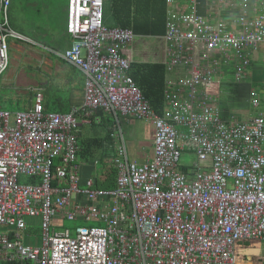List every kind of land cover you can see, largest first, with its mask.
<instances>
[{
	"label": "built area",
	"instance_id": "built-area-1",
	"mask_svg": "<svg viewBox=\"0 0 264 264\" xmlns=\"http://www.w3.org/2000/svg\"><path fill=\"white\" fill-rule=\"evenodd\" d=\"M251 1L229 4L245 10ZM166 2L167 69L184 73L167 81L165 113L130 74L124 48L136 35L106 24L105 0L68 2L73 43L62 57L86 75L82 113L46 112L41 92L31 111L0 108V264H245L237 243L264 240V112L227 120L209 90L223 63L239 61L240 80L251 52L264 48V11L235 20L236 28L209 21L198 0ZM10 3L0 0V80L10 66L9 38L24 39L8 25ZM99 109L154 129L146 161L119 147L112 189L93 179L82 184L75 164L76 130ZM183 152L197 160L180 164ZM35 215L43 221L41 246L25 242V217ZM66 218L85 224L60 229ZM94 222L101 224L87 225Z\"/></svg>",
	"mask_w": 264,
	"mask_h": 264
},
{
	"label": "crops",
	"instance_id": "crops-1",
	"mask_svg": "<svg viewBox=\"0 0 264 264\" xmlns=\"http://www.w3.org/2000/svg\"><path fill=\"white\" fill-rule=\"evenodd\" d=\"M107 1H109V5L111 4V0H105V20L108 18L109 13ZM260 1L261 0H252L244 10L239 3H236L235 5L229 4V0H198V10L201 15L205 16L214 24L219 22H222L223 24L232 22L234 24L235 20L240 18H248L250 20L253 19L257 15V7L258 11L261 10L263 12L264 4L261 5ZM68 2L69 0H26V17L38 20L43 18L46 20L45 25L41 27V30L36 32L40 35L39 39H37L38 37H33L34 34L32 33H26L24 31L14 29L10 23L8 10V25L18 34L23 36L24 40L29 41V43L43 45L54 55V59H49L47 58V55L44 54L46 57V65L41 62L40 66H45V70L37 74L38 78L39 75L42 74L44 81L40 79L39 81H36L34 78L37 77V75H32L31 82L29 81L25 85L22 79H18L17 75L18 95H24V102L27 101V97L29 99V101H27V106L24 105L27 107L26 109H8L1 106L0 108L4 110H10L12 112L31 111L35 107L37 93L41 92L43 94V104L46 112L69 113L71 110L77 107L79 108L80 113H82L81 110H83L82 107L85 98L86 75L80 68L74 66L62 57V54L66 50L70 49L73 43V38L67 33ZM11 5L12 0L10 7ZM167 8L164 22V32H134L135 35H156L160 40H162V47L158 53H136L134 51L133 42L124 48V53L131 59L132 64L160 63L164 66L165 87L162 113H165L167 110L165 100L167 81L169 79L175 80L184 73V71L182 72L181 70L178 72L175 70L169 71L167 69V47L164 40L168 20ZM0 19H4L3 14L1 13ZM114 25H117L115 19ZM234 25L236 28H239V24ZM35 27L39 28V26ZM24 29L25 28L22 26V30ZM13 46L19 49L21 48V46L16 45L15 43H13ZM251 58L252 61L250 66L241 74L242 77L240 80L236 79L235 74L237 73L235 68L239 64V61L231 59L228 64L223 63L218 75H216V80L213 86L209 88L212 98H214L215 104L217 106L218 100H221L222 105L218 107L220 108L221 115L227 120H248L259 113L264 112V48L260 47L258 50L251 52ZM28 78L30 77L28 76ZM233 83L236 85V88L233 86ZM253 86L255 87L253 88ZM256 90L261 93V98H259L260 96ZM252 92L256 93V98L259 102L258 106H254L252 104ZM239 102L249 103V105L251 103L252 105L248 110H237V103ZM17 104H20L19 99H17ZM223 105L228 106L226 110H222ZM99 110L102 112L97 114ZM99 110L92 115L91 123H83L76 130L80 149L75 164L77 165V170L81 177L80 180L82 181V184H85L87 179H93L97 186L105 189H112L116 187L118 177L115 159L118 157H123L119 155V147L125 144L127 150L126 154L130 160L138 162L146 161L147 159L151 158L154 153V129L153 126L148 122L137 121L136 119L124 116L121 113L114 114L106 112L103 109ZM93 116H95V118H93ZM85 125H89L90 128H88L86 131L88 136L83 138L82 132H84L83 127ZM98 130H101L99 135L97 134ZM95 139H99L101 141V144L97 150L94 153L90 152L89 150L85 151L84 147L87 144H93ZM101 150L103 151V154L100 157V160L96 157L100 154ZM111 153H113L112 157L110 156ZM100 161L105 164H112L107 165V168H112V170L109 171L101 169V171H97V164H99ZM181 170L187 172V167L183 166ZM96 223L98 225L101 224L98 222ZM70 229L74 230V228ZM25 242L27 243L26 235ZM248 243V241H240L236 246V249H245L244 255H239L242 263L264 264V254H261L257 248L250 246Z\"/></svg>",
	"mask_w": 264,
	"mask_h": 264
},
{
	"label": "rangeland",
	"instance_id": "rangeland-1",
	"mask_svg": "<svg viewBox=\"0 0 264 264\" xmlns=\"http://www.w3.org/2000/svg\"><path fill=\"white\" fill-rule=\"evenodd\" d=\"M108 2V18L105 20L106 24L108 25H114V16L111 12V4L109 5ZM26 0H12L11 7L9 6V19L12 27L14 29L29 32L34 34L33 37L39 39L40 35L37 34V31L41 30V27L45 25V19H30L26 17L27 15V9H26ZM31 14V11H30ZM39 15V14H38ZM43 21V22H41ZM22 26L25 28L22 30ZM35 26H39V28H36ZM162 40H160L156 35L152 34H136L135 39L133 41L134 51L136 53H144L147 52L149 54L151 53H158L162 47ZM13 43L16 45L21 46V48H17L13 46ZM9 44L10 47V66L8 69L3 73L0 80V106L3 108L8 109H21L24 110L27 107V101H29L28 97L26 98L27 101L24 102L23 99L24 95L20 94L18 95L17 92V75L18 79H22L24 84L26 85L27 82H31V76L37 75L39 72H43L45 70V66H40L41 62L46 63V57L49 59H54V55L48 51L43 45L39 44H31L29 41H26L24 39H14L9 38ZM46 65V64H45ZM48 69V68H47ZM25 72H24V71ZM49 72V71H48ZM30 73V74H29ZM28 76L30 78H28ZM43 79V75L40 74L39 78H34V80L39 81ZM233 86L236 85L233 83ZM255 86H253L254 88ZM258 95L261 98V93L256 90ZM237 96V95H236ZM17 99L20 100V104H17ZM239 100V99H238ZM17 104V105H16ZM218 106L222 105L221 100H218ZM16 105V106H14ZM26 105V106H24ZM252 104L250 103H243L239 102L237 103V110H248ZM228 106L223 105L222 110H226ZM253 108V107H252ZM253 110V109H251ZM84 132H82V137H87V129L90 128L89 125H85ZM101 130H98V135ZM94 133V132H93ZM103 133V132H102ZM103 151L101 150L100 154L96 157L97 159H100L102 156ZM113 156V153L110 155ZM101 160V159H100ZM197 160V157L195 153L193 152H183L180 164H187L192 165ZM84 161V160H81ZM107 165L112 164H105L102 161H100L99 164H97V171H101V169L109 170L111 171L112 168H107ZM21 181H26V179H21ZM229 187H233V182H229ZM25 220L28 224L27 230H26V241L28 244L41 246L42 245V238H43V230H42V216L41 215H35V216H26ZM85 224L83 221L80 220H68L67 218L64 221V224L61 225L59 228H75L78 225ZM87 225H97V223H88ZM250 246L255 247L258 249V251L261 254H264V240H253L249 241L248 243ZM237 260L238 262H242L239 258V255H244L245 249L237 248Z\"/></svg>",
	"mask_w": 264,
	"mask_h": 264
},
{
	"label": "trees",
	"instance_id": "trees-1",
	"mask_svg": "<svg viewBox=\"0 0 264 264\" xmlns=\"http://www.w3.org/2000/svg\"><path fill=\"white\" fill-rule=\"evenodd\" d=\"M166 1L111 0V12L117 25L131 27L136 33H162L165 30ZM130 73L153 108L162 114L165 87L164 66L160 63H136L132 64ZM100 112L102 111L99 110L97 114ZM100 144L101 141L95 139L93 144H87L84 147L85 151L94 153Z\"/></svg>",
	"mask_w": 264,
	"mask_h": 264
}]
</instances>
